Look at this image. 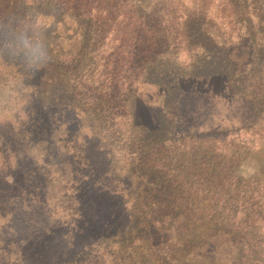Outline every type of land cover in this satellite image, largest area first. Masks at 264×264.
<instances>
[{"label":"trees","instance_id":"trees-1","mask_svg":"<svg viewBox=\"0 0 264 264\" xmlns=\"http://www.w3.org/2000/svg\"><path fill=\"white\" fill-rule=\"evenodd\" d=\"M217 1L232 23L254 14L250 45L240 38L224 48L211 23ZM192 5L190 15L176 13L181 0H0V27L9 16L35 20L50 55L27 74L0 32V264H264V171L252 179L238 171L255 149H181L172 137L192 119V87L205 83L249 118L239 130L264 119V0ZM182 45L186 64L177 61ZM223 55L235 74L215 68ZM145 86L165 94L153 108L134 107L129 129L157 147L137 152L130 169L114 166L101 139L116 132L119 103ZM57 149L73 151L57 157ZM50 182L66 195L56 229L33 216L48 202L35 188Z\"/></svg>","mask_w":264,"mask_h":264},{"label":"rangeland","instance_id":"rangeland-1","mask_svg":"<svg viewBox=\"0 0 264 264\" xmlns=\"http://www.w3.org/2000/svg\"><path fill=\"white\" fill-rule=\"evenodd\" d=\"M192 1L194 0H181V4L184 3V7L182 8V11L179 12V10H177L176 13H185L191 15L194 12L192 9ZM241 7L242 6L237 7V13L241 11L239 9ZM225 8L226 7L221 5V2L218 1L213 2V5H211V9L214 10V18L211 20V23L215 24L216 30L222 35V40L225 41L224 48L227 47L228 50L234 49L240 38H243L242 40H244L243 42L246 45H250L253 39L250 36L244 35V33L247 22L250 20V22L255 24L254 28L257 27L256 22L258 20H256L254 14L250 13L251 11L249 10V13L243 17L242 22L232 23L233 16L231 17V13ZM253 48L254 47H252V49ZM184 49L185 46L182 45L180 47L177 61L180 63L184 62L186 64L190 57L186 54V50L185 52H182ZM216 61L217 65H215V68H218V70L221 71H226L227 73L235 74L234 72L236 71V65L229 56L223 55V57L217 58ZM180 67L184 66L181 65ZM192 89H195V92L197 93L196 101H194L196 107L192 110V119H184L182 121L183 123L181 122L182 124H180L178 130L172 135V137L177 142L180 140L182 142L184 140L183 142L185 147L181 146V149H192L194 145H198V149H255V151H252L246 160L240 165L238 171L241 175L247 176L250 179H252L253 176H261V171L262 174L264 171V119H259L258 124L254 128H251L249 132H243L242 130L238 129V126L247 124L249 122V118H242V120L238 119L240 111L235 110V105L237 102H235L232 97L227 95L226 92L224 95H210L211 91L208 90L206 83L195 85L192 87ZM158 90L159 91L148 86L141 87L139 90H135L133 98H131L129 101L119 103V106L117 107L119 116L115 118V123L117 126L115 129L116 132H114L111 128H106L107 137L101 139V144L99 147L101 151L105 150L106 153H109L111 160H113L112 164L114 166L118 165L119 167V164H121L122 166L130 169L135 162V155L137 152L143 151L144 149H154L155 146L157 147V144H154V142H147L144 140V137H147L145 134L142 135L143 139L139 142V131L130 130L129 123L135 117L132 114L134 112V107L137 106L138 108L135 109V111L142 108L143 110H147V108H150V106L153 108L154 104H156L158 102L157 100H159L157 97H161L165 91L164 89ZM207 96L212 97L207 99ZM135 100H137L140 105H138V103L136 105ZM129 102L130 105L128 104ZM130 107L133 110L130 111ZM128 111H130V113H128ZM72 137L75 136L72 135ZM145 139L147 140V138ZM194 139H205V141L200 140L201 142H193ZM106 140L108 142H105ZM138 142L142 148L138 147ZM164 148L166 147L161 146V149ZM20 150H26L28 157L37 152V150H33L31 152L29 149ZM41 150L42 149H38V151ZM57 150L60 152L57 157L61 156V154L64 152L70 153L73 151L72 149ZM88 151L92 152L93 149H88ZM31 161L34 162L35 158L33 157ZM150 162L151 161L148 160L143 154L141 166L146 167V165H149ZM130 163H132L131 166L129 165ZM72 164L74 165V163ZM15 165L16 164L13 156H11L10 167L12 170H14ZM35 165L42 167L43 160L39 157V160L36 164H34V166ZM132 177H134V175ZM123 184L127 188H129V186L131 187L130 181L128 179H124ZM35 189L38 193L37 199H39L41 202L44 199H47L48 202L45 207L41 206V208L37 210L33 216L36 218L38 224L47 223L49 227L56 229L59 225V221H64L66 219V216L60 213L62 206L64 207L67 204L66 195H64L63 192H58L55 182L42 184V186ZM29 198L30 197L27 196L24 199V202L22 203L23 207H27L29 205ZM13 201L16 200L13 199ZM6 219L8 221L6 226L11 228V221L13 220V217L10 210ZM64 231L65 229L63 227L62 233H64ZM88 264H112V262L106 257L98 258L92 261V263ZM123 264H128V262Z\"/></svg>","mask_w":264,"mask_h":264},{"label":"clouds","instance_id":"clouds-1","mask_svg":"<svg viewBox=\"0 0 264 264\" xmlns=\"http://www.w3.org/2000/svg\"><path fill=\"white\" fill-rule=\"evenodd\" d=\"M0 27V32L6 38V46L13 57H18L23 63L27 74H35L43 69L50 61V55L42 38V29L32 21H18L14 16Z\"/></svg>","mask_w":264,"mask_h":264}]
</instances>
